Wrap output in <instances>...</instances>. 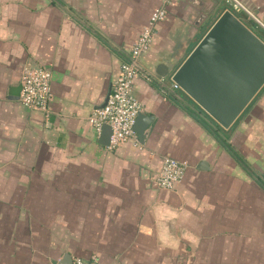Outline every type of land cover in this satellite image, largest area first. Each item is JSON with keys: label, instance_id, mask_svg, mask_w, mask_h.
I'll return each instance as SVG.
<instances>
[{"label": "crops", "instance_id": "1", "mask_svg": "<svg viewBox=\"0 0 264 264\" xmlns=\"http://www.w3.org/2000/svg\"><path fill=\"white\" fill-rule=\"evenodd\" d=\"M251 1V0H247ZM226 0H175L139 58L138 146H100L88 119L162 0H0V264H264V89L224 131L244 168L170 100L182 63ZM264 25V0H252ZM200 8L214 16L196 26ZM261 29V28H260ZM264 30V29H262ZM51 73L49 115L19 103L26 70ZM187 169L155 187L162 158Z\"/></svg>", "mask_w": 264, "mask_h": 264}, {"label": "water", "instance_id": "2", "mask_svg": "<svg viewBox=\"0 0 264 264\" xmlns=\"http://www.w3.org/2000/svg\"><path fill=\"white\" fill-rule=\"evenodd\" d=\"M196 26L214 16V8H200ZM239 10H224L213 21L192 51L172 73L165 66L155 70L167 77L205 118L228 131L264 88V42L238 18ZM137 117L134 132L145 138L146 120ZM111 130L103 126L99 145L108 146ZM64 264H72L66 255Z\"/></svg>", "mask_w": 264, "mask_h": 264}, {"label": "built area", "instance_id": "3", "mask_svg": "<svg viewBox=\"0 0 264 264\" xmlns=\"http://www.w3.org/2000/svg\"><path fill=\"white\" fill-rule=\"evenodd\" d=\"M226 1L230 10H239L245 17L252 19L258 27L264 29L260 20L250 14L238 0ZM174 2L175 0H162L161 6L151 13L148 24L135 41L127 61L120 65L104 105L88 119V124L98 136L101 135L103 126L111 130L107 146L109 151H114L123 145L138 146L134 125L142 112V106L133 94V84L142 72L139 58L149 50L155 27L163 22L168 8L173 6ZM50 82L51 73L48 70H26L20 79L19 103L21 106L28 110L42 112L47 117L51 100ZM172 90L178 91L174 84H172ZM186 169V163L171 157H164L153 184L161 190H173L180 183ZM72 264H99V262L95 258L89 261L75 259Z\"/></svg>", "mask_w": 264, "mask_h": 264}, {"label": "trees", "instance_id": "4", "mask_svg": "<svg viewBox=\"0 0 264 264\" xmlns=\"http://www.w3.org/2000/svg\"><path fill=\"white\" fill-rule=\"evenodd\" d=\"M222 13V12H221ZM238 18L242 21H244L245 15L242 13L237 14ZM244 23V22H243ZM245 26L247 28H249L259 39H261L264 42V30L257 28V26L252 23V22H248V23H244ZM209 26L206 27L205 29H203L201 31V33L199 34V36L196 39V42L192 45V47L190 48L189 53L192 51V49L196 46V44L199 42V40L203 37V35L206 33V31L208 30ZM264 89V88H263ZM262 89V90H263ZM261 90V91H262ZM261 93V92H260ZM259 93V94H260ZM178 96L171 94V93H167V96L170 100H172L175 104H177L178 106H180V108H182L185 113L191 118L193 119L195 122H197L198 124H200L201 126H203V128H205L206 130H208L213 136L214 138L219 142V144L225 148L226 150L229 151V153L246 169H248L246 163L243 161V159L233 150V148L230 146V144L227 143V138L225 137V133L224 131H222L221 129H219L218 127H216L215 125H213L211 122H209L205 116L203 115V113L197 108L195 107L181 92H178ZM258 94V95H259ZM254 101V100H253ZM246 111V110H245ZM237 122V121H236ZM235 125V124H234ZM233 125V126H234ZM232 126V127H233ZM231 127V128H232ZM230 128V129H231ZM258 182L261 184L262 188L264 189V181L262 178L257 177Z\"/></svg>", "mask_w": 264, "mask_h": 264}, {"label": "rangeland", "instance_id": "5", "mask_svg": "<svg viewBox=\"0 0 264 264\" xmlns=\"http://www.w3.org/2000/svg\"><path fill=\"white\" fill-rule=\"evenodd\" d=\"M238 2H240V4L242 5V6H244L245 7V9L250 13V14H252V15H254L255 16V10H256V7L254 6V4H253V2H252V0L251 1H247V0H238ZM226 6H227V9L228 10H230L229 8V5L226 3ZM232 11V10H231ZM252 22V23H254L255 24V22L252 20V19H250L249 17H245L244 18V21L242 20L241 22H244V23H248V22ZM256 25V24H255ZM257 26V25H256ZM257 28H260V27H258L257 26Z\"/></svg>", "mask_w": 264, "mask_h": 264}]
</instances>
